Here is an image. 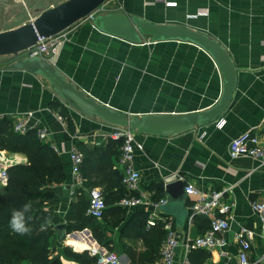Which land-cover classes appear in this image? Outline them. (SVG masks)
<instances>
[{"label": "crops", "instance_id": "1", "mask_svg": "<svg viewBox=\"0 0 264 264\" xmlns=\"http://www.w3.org/2000/svg\"><path fill=\"white\" fill-rule=\"evenodd\" d=\"M167 1L172 5L152 0H108L110 8L104 14L119 12L155 24L185 26L217 40L235 64L237 84L229 107L208 125L173 137L134 131L141 144L134 160L141 173L137 192L130 193L123 185L122 141L110 138L117 127L77 112L53 91L44 77L9 69L15 59L0 57V120L10 118L15 127L17 119L32 112L28 130L46 129L43 142L52 146L64 165L65 181L43 188L49 199L42 207L51 217L40 227V231L49 235L50 259L59 260L60 264H80L77 258L85 252L94 258L117 252L121 264H162L160 252L151 261V243L155 248L159 244L161 249L166 235L160 241L157 228L165 224L170 225L180 242L175 264H181L187 257L193 264H241L242 245L237 234L242 227L254 232L249 263L264 264V227L252 210V202L264 201V165L250 157L233 159L229 155L235 137L248 131L258 133L264 128V0ZM44 10L39 9L40 13ZM37 15L8 27L0 26V32L30 23ZM65 34L67 39L56 67L88 96L128 118L202 112L217 104L223 94L224 76L219 65L197 44L179 40L155 42L151 35L133 43L99 30L88 19L76 23ZM220 119L225 121L222 128L217 126ZM78 144L90 149L108 145L116 148L118 155H113L110 163L122 176V185L128 191L124 198L131 195L144 198L142 204L135 206L122 205L124 198L107 203L108 223L103 221L104 217L96 219L106 230L107 245L97 240L91 228L69 230L71 207L80 204L91 216L88 209L92 188L86 186V178L84 185L76 186L72 174L70 150L73 147L81 150ZM0 161L8 173L10 168L29 162L25 154L7 150L0 151ZM176 180L182 181L185 188L191 184L205 193L225 192L224 201L233 207L228 216L230 227L219 235L224 239L222 248L186 252V244L210 229V217L192 216L191 206L198 196L186 192L187 196L175 200L166 193L165 186ZM8 182L9 178L0 179L1 193ZM156 185L164 190L165 196L159 200L155 199ZM93 188L103 192L101 186ZM113 192L112 199L116 201L117 191ZM161 200L167 203L159 208L153 205ZM112 207L121 208L123 213L111 210ZM143 213L149 214L145 231L136 233L130 222L138 221ZM61 225L66 226L65 238L58 229ZM222 251L228 256H222Z\"/></svg>", "mask_w": 264, "mask_h": 264}, {"label": "water", "instance_id": "2", "mask_svg": "<svg viewBox=\"0 0 264 264\" xmlns=\"http://www.w3.org/2000/svg\"><path fill=\"white\" fill-rule=\"evenodd\" d=\"M107 2L108 0H66L42 11L30 23L0 32V57L12 56L15 62L8 66L9 69L26 70L44 77L53 91L74 110L88 118L101 119L115 127L131 128L140 134L173 137L218 120L229 107L236 89L235 64L230 54L217 40L185 26L155 24L140 17H129L119 12L100 14L93 20L99 30L133 43H140L142 36L151 35L155 42L162 40L191 42L209 52L223 73V94L212 108L192 114L128 118L123 113L88 96L47 60L25 56V52L37 43L39 37L51 38L65 32ZM165 189L166 193L175 200L187 196L185 186L179 180L168 183ZM176 196L179 198L177 199ZM58 229L64 234L66 226L61 225Z\"/></svg>", "mask_w": 264, "mask_h": 264}, {"label": "trees", "instance_id": "3", "mask_svg": "<svg viewBox=\"0 0 264 264\" xmlns=\"http://www.w3.org/2000/svg\"><path fill=\"white\" fill-rule=\"evenodd\" d=\"M59 107V105H56ZM65 108L62 109L64 113ZM38 130L32 129L24 133L15 131L13 120L4 118L0 120V151L7 150L13 153H23L28 157V164L14 166L9 169V182L4 191L0 192V264L8 262H19V264H60L59 260L50 259L49 235L40 231V227L46 223L51 214L43 209V203L49 199L48 192L43 188L49 184H61L65 181L64 165L61 157L54 151L49 143L43 142L38 136ZM111 143V142H109ZM84 153V161L81 166L82 175L87 179L86 186L103 187L106 203L121 201L128 191L122 185V176L113 163H110L113 155H118L116 148L108 145L104 148L90 149L78 144ZM121 145V142L119 143ZM115 189V190H114ZM156 200L162 199L164 190L161 185H156ZM113 191L118 195L114 201ZM113 192V193H112ZM32 202V219L29 226L32 231L30 235H18L9 227V220L13 209L24 203ZM56 201H59L56 199ZM71 207L68 214L69 230H83L91 228L97 240L107 245L104 238L106 230L91 216H87L85 207ZM88 208V207H87ZM86 208V210H87ZM119 213L121 208L112 207ZM105 211L103 221L108 223ZM138 221H132L136 233H144L149 214H142ZM165 229V226L163 225ZM162 225L157 228L158 238L161 241L165 237ZM100 229V230H99ZM156 233V234H157ZM151 240V238H150ZM154 240V238H153ZM148 243V242H147ZM151 248V261L159 257L160 245ZM97 259V257H95ZM88 252L78 256L80 264H94L96 261Z\"/></svg>", "mask_w": 264, "mask_h": 264}, {"label": "built area", "instance_id": "4", "mask_svg": "<svg viewBox=\"0 0 264 264\" xmlns=\"http://www.w3.org/2000/svg\"><path fill=\"white\" fill-rule=\"evenodd\" d=\"M153 2L165 3L172 5L167 0H152ZM105 3L97 10H95L86 19L94 20V18L100 14H104L108 8ZM206 13H199L198 15H204ZM195 15L194 17H198ZM67 37L65 32L51 37H39L37 43L25 52L26 57H40L47 60L52 65L56 66L58 57L63 44ZM33 117V113L29 112L24 118L17 119L15 122V131L19 133L27 132L29 129L28 122ZM225 125V121L220 119L217 123L218 128H222ZM38 136L41 140H45L47 137L46 129H41L38 132ZM112 140L122 141V155L120 158V164L123 168V185L128 189L130 193L137 192L141 181V173L134 166L136 149L141 148V144L135 138L134 130L131 128L117 127L115 131L110 135ZM72 159V174L75 180L76 186L84 185L86 179L81 174V166L84 161V153L78 148L73 147L70 150ZM229 155L231 158L236 159L239 157H250L261 165H264V128L255 133L252 131L244 132L235 137L229 147ZM176 177V176H175ZM9 178L8 170L3 167L0 161V179L7 180ZM188 194L198 196L196 201L191 206L192 216L204 215L210 217V229L201 236H198L195 240L186 244V252L189 253L192 249H206L212 250L216 248H222L224 245V239L219 235L226 231L230 227L229 214L232 209V204L224 201L225 192H211L205 193L194 185L189 184L185 188ZM90 204L88 213L95 219L101 220L104 217L107 209V203L104 194L99 188H92L89 191ZM144 198L141 196H127L122 200L124 206H135L142 204ZM166 200H161L155 203V207L159 208L166 204ZM252 210L258 215L262 226L264 227V201L252 202ZM166 238L160 249V257L162 264H175L176 248L180 246V242L171 229L169 224H165ZM254 237V232L248 228L242 227L237 234V238L242 245V252L240 254L241 264H250L248 260V251L251 248V242ZM222 256H228L224 251L221 252ZM95 264H121V258L117 252H108L103 255H99ZM181 264H193L188 260V257L184 259Z\"/></svg>", "mask_w": 264, "mask_h": 264}, {"label": "rangeland", "instance_id": "5", "mask_svg": "<svg viewBox=\"0 0 264 264\" xmlns=\"http://www.w3.org/2000/svg\"><path fill=\"white\" fill-rule=\"evenodd\" d=\"M65 1L66 0H0V26L4 28L12 25V23L17 24L21 21L30 20L32 15L36 16L40 14V8L46 10ZM108 8H110L109 5Z\"/></svg>", "mask_w": 264, "mask_h": 264}, {"label": "clouds", "instance_id": "6", "mask_svg": "<svg viewBox=\"0 0 264 264\" xmlns=\"http://www.w3.org/2000/svg\"><path fill=\"white\" fill-rule=\"evenodd\" d=\"M31 212V201L24 203L16 209H13L9 220V227L12 232L21 236L31 234L32 229L29 226V221L32 219Z\"/></svg>", "mask_w": 264, "mask_h": 264}]
</instances>
